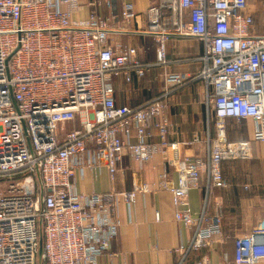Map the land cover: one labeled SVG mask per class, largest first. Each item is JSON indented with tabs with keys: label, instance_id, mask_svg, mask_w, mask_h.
I'll list each match as a JSON object with an SVG mask.
<instances>
[{
	"label": "built area",
	"instance_id": "obj_1",
	"mask_svg": "<svg viewBox=\"0 0 264 264\" xmlns=\"http://www.w3.org/2000/svg\"><path fill=\"white\" fill-rule=\"evenodd\" d=\"M99 3L86 0L88 16L74 19L82 0H0V264H97L100 255L111 253L118 234V202L130 207L140 193L161 188L142 183L132 190L79 194L72 181L77 165L93 167L103 159L114 180L124 156L147 161L161 152L178 173V185L170 189L173 204L184 206L189 190L200 186L201 170L207 194L225 187L222 162L247 159L251 140L264 141V30L248 11V0H152L145 14L159 63L166 62V40L179 35L200 39L203 66L196 75L167 73L164 91L134 106L117 104L114 80L141 78L150 63L138 58L135 46L111 43L108 18L96 11ZM122 14L127 20L139 16L132 3ZM197 79L217 136L206 159L171 158L168 150L177 143L167 140L166 105L174 88ZM229 117L251 118L252 139L230 141ZM77 119L80 126L66 129ZM150 126L159 129V144L148 141ZM258 200L264 208V196ZM174 216L194 227L189 246L175 249L176 264H214L208 255L195 261L187 256L221 236L222 216L205 208L197 216L189 208ZM217 264H264V216L235 236V259Z\"/></svg>",
	"mask_w": 264,
	"mask_h": 264
},
{
	"label": "crops",
	"instance_id": "obj_2",
	"mask_svg": "<svg viewBox=\"0 0 264 264\" xmlns=\"http://www.w3.org/2000/svg\"><path fill=\"white\" fill-rule=\"evenodd\" d=\"M100 1L96 11L108 18L111 43L133 45L138 58L150 63L141 78L133 75L131 81L117 77L115 99L120 105H139L157 97L166 87L165 75L182 72L196 75L203 66L201 56L203 43L197 37L173 35L165 42L166 62L159 63L156 35L150 32L146 10L152 0H111V5ZM248 11L253 13L259 29L264 30V15L261 0H248ZM132 3L139 16L127 20L123 17V7ZM90 7L86 0L73 14L74 19L86 18ZM206 90L201 80L174 88L166 105L169 120L167 140L177 143L169 149L171 158H207L209 142L217 136V126L213 112L205 105ZM210 121H213L210 125ZM80 119L67 125H74ZM66 125V126H67ZM255 123L251 118L225 120V133L230 141L252 139ZM67 129V128H66ZM148 141L160 143L157 127H148ZM136 130H133L135 139ZM173 160L157 152L147 161H138L132 156H124L118 162L115 179L111 180L106 161L97 166L77 165L74 169V189L79 194L103 193L112 187L116 190H132L142 183H157L161 188L140 193L132 206L120 200L115 216L120 220L118 234L111 240V253L99 256L97 264H176V248L188 247L194 227H188L175 219V212L189 208L194 216L205 208L209 215L222 216V234L216 237L211 247L199 252L190 251L187 261H195L208 255L211 262H232L235 259V236L251 231L264 216V208L259 198L264 196V141L251 140L250 156L247 159L234 158L222 162V173L227 182L225 187L204 189L207 173L200 172V186L189 190L187 204L175 206L171 188L178 185V173ZM159 213V219L156 218Z\"/></svg>",
	"mask_w": 264,
	"mask_h": 264
},
{
	"label": "rangeland",
	"instance_id": "obj_3",
	"mask_svg": "<svg viewBox=\"0 0 264 264\" xmlns=\"http://www.w3.org/2000/svg\"><path fill=\"white\" fill-rule=\"evenodd\" d=\"M255 1H257V0H255ZM212 123H214V122H213V121H210V125H211ZM77 125H79V122L75 123L74 125H73V124H72V125H71V124H70V125H67L66 128H67V129H72V128H75ZM63 131H64V130H63ZM38 263H39V264H43L42 261H40V260H38Z\"/></svg>",
	"mask_w": 264,
	"mask_h": 264
},
{
	"label": "water",
	"instance_id": "obj_4",
	"mask_svg": "<svg viewBox=\"0 0 264 264\" xmlns=\"http://www.w3.org/2000/svg\"><path fill=\"white\" fill-rule=\"evenodd\" d=\"M39 242H40L39 255L41 256V254H42V250H43V245H42L43 238H42V235L40 236Z\"/></svg>",
	"mask_w": 264,
	"mask_h": 264
}]
</instances>
